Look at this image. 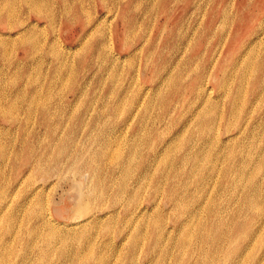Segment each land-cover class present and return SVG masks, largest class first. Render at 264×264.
Segmentation results:
<instances>
[{
    "label": "rangeland",
    "instance_id": "374dc122",
    "mask_svg": "<svg viewBox=\"0 0 264 264\" xmlns=\"http://www.w3.org/2000/svg\"><path fill=\"white\" fill-rule=\"evenodd\" d=\"M0 6V207L7 205L0 213V264H129V253L134 259L130 264H223V252L206 247V208L210 201L225 206L231 199V189L223 193L217 185L224 168L236 165L238 154L244 160L251 155L259 168L252 178L256 184L232 189L237 188L234 197L239 201L234 204L232 199L228 209L233 210V222L240 218L247 231H256L251 255L263 254L264 217L248 221L243 205L250 194L252 210L264 212V0H0ZM199 86L205 91H200L203 101L192 111L189 101ZM207 136L232 146L233 153L216 158L213 142L196 158V151L187 152L190 158L187 154V160L176 162L192 147L193 137L196 143ZM159 138L165 149L155 158L151 175L176 169L187 180L186 173L192 172L189 189L198 184L203 190L195 201L200 206L196 218L171 210L161 192L165 184L180 183L179 176L159 178L156 192L155 178L131 188L136 164L150 156L149 146L160 145ZM95 152L106 163L100 184L107 182V166L114 168V180L111 188L90 199V211L149 208L155 196L160 210L147 209V220L159 214L167 231L121 228L119 219L107 214L97 228L89 222L85 227L74 224L86 215L77 207L82 197H91L95 183L89 172L78 174L74 167L91 155L93 159ZM108 155L112 161L105 159ZM116 155L121 162L130 156L129 175L114 167ZM27 161H36L37 168L31 169ZM94 161L97 165L99 159ZM210 171L213 178L205 184ZM24 204L30 213L16 209ZM38 210L48 215V226L34 214ZM177 214L185 223L178 231V220L172 217ZM37 226L44 235L32 241L29 230ZM49 229L56 231L53 245L45 246L42 240L49 238ZM182 232L190 240L180 246ZM230 233L223 250L239 244L240 235ZM58 234L67 245L59 244ZM105 242L108 246L101 247ZM242 262L255 264L249 258Z\"/></svg>",
    "mask_w": 264,
    "mask_h": 264
},
{
    "label": "bare ground",
    "instance_id": "6f19581e",
    "mask_svg": "<svg viewBox=\"0 0 264 264\" xmlns=\"http://www.w3.org/2000/svg\"><path fill=\"white\" fill-rule=\"evenodd\" d=\"M24 1V0H23ZM6 2V1H5ZM35 2V1H34ZM16 3V2H15ZM4 4V2H3ZM26 4V3H25ZM37 4V3H35ZM34 5V4H33ZM4 6V5H2ZM0 6V7H2ZM32 6V5H31ZM31 9V8H30ZM33 9V8H32ZM262 17V16H261ZM50 22V21H49ZM10 24V23H9ZM33 24V23H31ZM8 26V25H7ZM27 27V26H26ZM23 28V27H22ZM20 28V29H22ZM92 29V28H91ZM90 30V29H89ZM91 32V31H90ZM190 32V31H189ZM8 33V32H7ZM20 33H23L22 31L21 32H17L15 33L16 35L17 34H20ZM92 33V32H91ZM29 34V33H28ZM90 34V33H89ZM88 34V35H89ZM93 34V33H92ZM237 34V33H236ZM7 35H10V34H7ZM23 35V34H21ZM25 35V34H24ZM87 34H85L86 36ZM91 35V34H90ZM3 36V35H2ZM239 36L238 34L237 35H233L232 37H237ZM10 38V37H9ZM14 40V39H13ZM6 41V40H5ZM10 41V39H9ZM144 41V40H143ZM186 41V40H185ZM2 43V42H1ZM21 43V42H20ZM187 44V43H186ZM178 46V45H177ZM63 54V53H62ZM66 57V56H65ZM64 57V58H65ZM109 68V67H108ZM168 78V77H167ZM132 79V78H131ZM130 79V80H131ZM163 81V80H162ZM131 82V81H130ZM180 88V87H179ZM200 90L197 91V88L195 89L197 92L194 95L193 97V100L192 101H189V105L188 107H192L190 110H194V104H196L198 101H203L202 100V96L200 95V91L203 92V94L205 93L204 89L202 87H200ZM155 89V88H154ZM159 90V89H158ZM145 92V90H143ZM143 92L144 96H145V93ZM148 92V91H147ZM157 92V90H156ZM141 93V92H140ZM142 94V95H143ZM205 95H208V93H206ZM141 96V94H140ZM134 97V96H133ZM143 97V96H142ZM136 99V98H135ZM134 99V100H135ZM143 99V98H142ZM120 100V98H119ZM122 100V99H121ZM141 100V99H140ZM130 101V100H129ZM137 101V100H136ZM143 101V100H142ZM122 102V101H121ZM206 102V101H205ZM131 103H132V100H131ZM130 103V104H131ZM141 103V102H140ZM139 103V105H140ZM136 104V102H135ZM143 104V103H142ZM208 115V114H207ZM132 117V115H131ZM196 117H199V115L197 114ZM128 119V118H127ZM213 119V118H212ZM211 119V121H212ZM128 123V121H127ZM116 130V129H115ZM46 131V129H45ZM48 133L49 131L51 130H47ZM196 134V133H195ZM49 135V134H47ZM51 135H54L53 132L51 131ZM192 136V135H191ZM193 136H194V133H193ZM160 141V145L157 146L156 144L153 143V145L149 146V157L143 159L141 162H138L139 164H136L135 167H137L135 170L137 173L133 176V184L131 186V188H133L132 190H134L135 188L138 189L137 187H140L143 183L144 180H147V181H151L154 179L153 181V191L156 192L158 191V189H160L159 187L160 184L158 182L159 178H171L173 176H179V180H180V183H176L174 184V186H163V188H161V192L162 194H164V196L166 197L165 200L170 202V209L171 210H175V212H178L180 211L181 214L185 213V211H188V214L187 216L190 217V218H196L198 216V213L200 211V206H195V201H198L200 199V195H202V192L203 190L200 188V186L197 184L193 190H190V185L188 183V177L192 174V172L190 173H186L185 176H187V180L185 177L179 175V171L178 170H174L173 171V174L171 173H164L162 172L161 175H158V176H152L151 174L152 173H155V170L154 168L156 167V164L155 163V158L156 157H159V151L161 150H164L165 148H161L164 144V141L159 138ZM198 140L196 143V137L194 138L193 137V143H192V147L189 148L188 151L184 152L183 155L184 156H181L179 157L178 159H176V162L178 163V161L182 162L184 159L187 160V152H190V153H195L196 154H193V158H196L197 155H199L200 152H202L203 148H205L206 145L208 144H212L213 142H215V147H213V150H217L215 156L216 158H220V157H223V156H229L231 153H233V150H232V146H226V143L219 140V139H214V138H211L209 136L207 137H199ZM239 142V141H238ZM240 143V142H239ZM214 144V143H213ZM241 144H244V143H241ZM49 148L48 150H51V146L47 147ZM90 148V147H89ZM212 149V148H211ZM72 150V149H71ZM99 151V150H98ZM97 151V152H98ZM101 151V150H100ZM167 151V150H166ZM87 152V151H86ZM97 152H95V154L93 155V159L90 158L91 156H89V158L87 159L86 162H78L76 163L75 167H74V171L78 172V174H82L83 171H87L90 173V181H93L95 182L93 186H91V188L89 189V192L92 193L91 194V197L90 198H87L86 196L82 197V193H81V197H82V201H81V205L77 207V211H82L83 209V213H85L86 215L79 221H76L74 224H79L78 226H84L86 223H91V225L93 226H97V223H99L100 221V218L102 216H105L106 217V214H107V217L109 218H114V216H116L119 221L122 223V226L121 228H124V227H130L133 226L134 228H138L137 230H139V232L143 231V230H147V229H150L151 231L153 232H165L167 231L168 229L165 227L166 225H162V222H161V219L162 218H159V214H158V217L152 219V221H150V223L148 222L147 220V217H146V210L147 209H153L155 210L156 212H158L160 210V207L158 205L159 201L157 199V197H152L150 199V203H149V208L145 205H137L135 208L133 207V209H128L127 207L123 206L122 208H119V210H116L115 208H111L108 212H104L102 214H94L90 211V206H89V201L90 199L92 198H96L97 196L101 195L103 193V191L106 189V188H111L112 184H113V173H114V168L112 166H107L108 168V176H107V182H105L103 185L100 184V177L102 176L101 172L104 170L105 166L104 163H105V160L104 159H100L99 158V155L97 154ZM70 153V152H69ZM67 153V154H69ZM66 153H64V156L66 157L67 156ZM162 154V153H161ZM165 154V153H164ZM192 154H189V158H190V155L192 156ZM148 155V154H147ZM161 156V155H160ZM116 157V161L114 162L113 161V164L117 165V166H114V167H118L120 171H122L123 173L122 174H128L132 171V165H131V168H130V156H128V161H122L121 162V157H119L118 155L115 156ZM68 158V157H67ZM245 157H243L242 155H239L237 156V158L235 159V162H236V165L232 164L231 167L228 165L224 168L223 170V173H222V177L221 179L219 180V186L220 189H221V186H222V192L226 193L228 192L229 189H231V192H230V197L231 199L228 200V202L225 203V206H215V202L214 201H210L208 202L207 205V214L209 216V219H208V228H209V232H208V236H207V241H206V247L210 250V252H213V253H220V252H223V254L225 255V261L223 262V264H242L243 262V259H246V258H249L252 262H254L255 264H264V252L261 256H258V257H255V256H252L251 253H250V249L252 246L251 245V241L254 239L255 235H256V231L254 230H251V228L247 231L246 228H245V222L244 220L238 218L237 220L239 221L238 224H236L235 222H233V217H232V214H233V210L232 209H228V205L230 204L231 200H235L234 204H238V201H239V198L238 197H234V193H236L237 191V188L234 189L235 191H232V189L236 186V184H240V186H252L255 183V180L252 179L254 178V175H255V171L257 172V169L259 168V163H258V160L256 159V163L253 161V159L251 158V155H249L248 158H246L244 160ZM99 159V162L97 163L96 165V162L94 160H97ZM106 160L107 159H111V161L113 160L112 159V156L108 155L106 156L105 158ZM57 160V159H56ZM192 160V159H191ZM65 161V160H64ZM74 161V160H73ZM72 162V161H71ZM71 162L67 163L68 165H66V163L63 162L64 166L66 167H73V165L71 164ZM93 162H95L93 164ZM108 162V161H106ZM132 162V161H131ZM112 163V162H111ZM29 165V167L31 169L34 170V168H37V164H36V161L33 163V162H29L27 161V163ZM106 164V163H105ZM18 168V167H17ZM28 168V167H27ZM26 168V169H27ZM61 168V167H60ZM30 169V170H31ZM29 170V171H30ZM22 171V170H21ZM59 172V171H58ZM116 173V172H115ZM120 173V172H119ZM213 171H210L208 172V174L206 175V178H205V184H207V179H212L213 178ZM247 173H251L249 176H247ZM19 174V173H18ZM23 174V173H22ZM21 174V175H22ZM30 174V173H29ZM119 175V174H118ZM133 175V174H132ZM117 176V175H116ZM121 176V175H120ZM122 177V176H121ZM129 177V176H128ZM127 177V178H128ZM118 178V177H117ZM123 178V177H122ZM157 178V179H156ZM126 179V178H124ZM172 179V178H171ZM123 180V179H122ZM226 180H230V185H224L225 184V181ZM145 181V182H147ZM92 182V183H93ZM121 183V181H119ZM125 182H128V181H125ZM77 183V182H75ZM164 183V181L162 182ZM39 184V183H38ZM128 184V183H127ZM131 184V183H130ZM149 184V183H148ZM216 184V183H215ZM215 184H213V187L215 188ZM120 185V184H118ZM124 183L122 184V188L125 187L123 186ZM126 185V184H125ZM41 186V185H40ZM78 186V185H77ZM145 186V184H144ZM35 188H33L34 190L37 188V186H33ZM118 187V186H117ZM143 187V186H142ZM148 187V186H147ZM40 188V187H39ZM17 189V188H16ZM33 189H31V193H33ZM130 189V188H129ZM163 189V191H162ZM37 190V189H36ZM79 190V189H78ZM108 190V189H107ZM110 191L112 189H109ZM17 191V190H16ZM29 191V190H28ZM109 191V192H110ZM137 191V190H136ZM12 192V191H11ZM30 192H27L28 195H30L31 193ZM123 192V191H122ZM133 193V192H132ZM160 193V192H158ZM12 194V193H11ZM15 194V193H13ZM36 194V192H35ZM122 194V193H121ZM135 194V192H134ZM137 194V192H136ZM135 194V195H136ZM34 195V193H33ZM107 195V194H106ZM123 197H124V194H122ZM121 195V196H122ZM132 194H130L129 197H131ZM93 196V197H92ZM104 196V195H103ZM118 196V194H117ZM120 196V197H121ZM133 196V195H132ZM27 197V196H26ZM94 198V199H95ZM108 198V197H107ZM125 198V197H124ZM132 199L134 197H131ZM115 199V198H114ZM119 199V198H117ZM116 199V200H117ZM130 199V198H129ZM247 202V204L245 203L243 205V210L248 212L246 214H243L247 217L248 221H252V220H257L259 218H262L264 217V212L263 211H260L262 213H258V212H254L252 210V208L254 209V203H251V201L253 200L252 198H250V194L248 195V198L245 199ZM86 201V202H85ZM115 201V200H114ZM125 201L127 200H124L123 203H125ZM225 201V200H224ZM117 202V201H116ZM136 203V202H135ZM232 203V202H231ZM30 204V203H29ZM29 204H24V205H21L20 208H16L17 210H22L23 212H26V213H30L31 211L29 210ZM38 205L40 203H37ZM117 204V203H116ZM140 204V203H138ZM2 206L0 207V213H5L6 212V203L5 204H1ZM33 205V204H32ZM42 205V203H41ZM83 205V207H82ZM104 205V204H103ZM129 205V203L127 204ZM121 206V205H120ZM211 206V208H210ZM41 207V206H40ZM169 207V206H168ZM38 208V207H37ZM31 209V208H30ZM42 209V208H40ZM149 209V210H150ZM212 210H214V214L212 213H208V212H211ZM242 210V209H240ZM16 211V210H15ZM14 211V212H15ZM36 213H34L37 217H39L41 219V222L43 225H49V221L48 220V215L46 216L45 213L42 212V210H38V211H35ZM119 212H121V215L119 216ZM24 214V213H23ZM22 214V215H23ZM155 216V215H154ZM157 216V215H156ZM162 216V215H161ZM227 217L225 220H221L222 218ZM106 217V218H107ZM172 217H174V219L178 220V223H176V225L178 226V229L177 231L182 228L185 223L183 221H180L181 220V216L179 214L177 215H173ZM50 218V217H49ZM75 218V217H74ZM228 218H230L231 220H228ZM30 219V218H29ZM79 219V218H78ZM165 219V218H164ZM175 220V221H176ZM112 221V220H111ZM114 221V220H113ZM164 221V220H163ZM184 221H186V219H184ZM158 222H160V224H158ZM40 223V222H39ZM89 225V224H88ZM114 225V224H113ZM121 225V224H120ZM175 225V223L173 224ZM52 226V225H51ZM58 226H61V225H58ZM71 226V224H70ZM95 226V227H96ZM180 226V228H179ZM10 227V226H9ZM55 227V226H54ZM53 227V228H54ZM65 227V226H64ZM85 227V226H84ZM100 227V226H99ZM114 227V226H113ZM47 228V227H46ZM49 228V227H48ZM63 228V227H62ZM97 228V227H96ZM8 229V228H7ZM11 229V228H10ZM69 229V228H67ZM70 229H73V228H70ZM69 229V230H70ZM82 229V228H80ZM109 229V228H108ZM55 230V229H54ZM60 230V229H59ZM99 230V229H98ZM221 230V231H219ZM233 230L238 233L240 235V238H239V241L238 243L242 245L243 241H244V238L249 239L246 244L245 242L243 243V247L241 245H236L234 248L232 249H228L226 250V247L224 248L225 250L222 249V245L223 243L225 242H229V239L231 238V233L230 231L233 232ZM68 231V230H67ZM85 231V229H84ZM8 232V231H7ZM56 231H52V229H49L47 231V236H49V238H43L42 242L45 244V246H49L51 243V237L54 235ZM62 232V231H61ZM76 232V231H75ZM83 232V231H82ZM81 232V234H82ZM86 232V231H85ZM58 233V232H57ZM74 233V232H72ZM80 233V232H78ZM84 233V232H83ZM29 234H30V237L31 239L30 240H35L33 239L34 237H38L41 238L43 237L44 235V232L40 231V229H38V226L37 227H33L29 230ZM77 234V233H76ZM75 234V235H76ZM255 234V235H254ZM65 235V234H64ZM74 235V236H75ZM78 235V234H77ZM76 235V236H77ZM252 235H254L253 237H251ZM56 236V235H55ZM59 236V234H58ZM62 236V235H61ZM75 236V237H76ZM83 236V234H82ZM130 236V235H129ZM16 237V235H15ZM57 237V236H56ZM66 237V236H64ZM69 237V236H68ZM81 237V236H80ZM54 238V237H53ZM58 238V237H57ZM56 238V239H57ZM72 238V237H71ZM79 239V235L77 237ZM86 238V237H85ZM14 239V238H13ZM59 244H61V246H63L64 244H66V239L63 238V237H60L59 236ZM76 239V241L78 240ZM133 240H136L135 237L132 238ZM69 240V239H68ZM74 240V238H73ZM188 240H190V236H188L185 232H182L178 235V243L181 245H186V243L188 242ZM216 240V241H215ZM222 240V241H221ZM31 241V242H32ZM53 241V240H52ZM80 241V240H79ZM217 241H221L218 245V242ZM29 242V241H28ZM69 242V241H68ZM134 242V241H133ZM54 243V242H53ZM56 243V242H55ZM154 242H152V244H150V249L154 250ZM43 244V245H44ZM58 244V245H59ZM80 244V243H79ZM78 244V245H79ZM135 244V242H134ZM133 243L132 244H129L128 247L132 249L133 246H135ZM53 245V244H52ZM67 245V244H66ZM71 245V244H70ZM120 245H123V242H120L119 243V246ZM148 245V244H147ZM28 246V245H27ZM30 246V245H29ZM81 246V245H80ZM79 246V247H80ZM92 246V245H91ZM108 246V242H105V243H102L101 244V247H107ZM250 246V247H249ZM28 248V247H27ZM75 248V247H74ZM48 249V248H46ZM80 249V248H79ZM82 249V248H81ZM49 250V249H48ZM51 251H53V248L51 249ZM27 251V250H26ZM50 251V252H51ZM78 251V250H77ZM76 251V252H77ZM201 252L203 253L204 251L201 250ZM46 252L44 251V254ZM52 253V252H51ZM50 253V254H51ZM129 253V252H128ZM130 256L128 258H126V263H132L134 261L133 259V256H132V253H129ZM48 255V254H47ZM50 257V256H49ZM156 257V256H154ZM152 259V257H150ZM49 260V258H48ZM97 260V259H96ZM150 260V259H149ZM98 262H100V260H98ZM196 264H200L198 262H196Z\"/></svg>",
    "mask_w": 264,
    "mask_h": 264
}]
</instances>
